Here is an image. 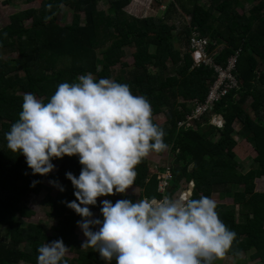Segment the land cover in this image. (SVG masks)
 I'll list each match as a JSON object with an SVG mask.
<instances>
[{
	"label": "trees",
	"instance_id": "obj_1",
	"mask_svg": "<svg viewBox=\"0 0 264 264\" xmlns=\"http://www.w3.org/2000/svg\"><path fill=\"white\" fill-rule=\"evenodd\" d=\"M33 1H38L37 8L14 11L9 15L8 24L0 29V226L9 230L7 240L0 236V264L22 261L36 264L37 247L57 238L78 255L79 262L66 259L70 264H102L92 248L81 250L75 230L76 222L82 218L66 207V202L74 201L75 197L74 188L64 174H79L78 159L63 156L54 173L32 174L23 155L11 152L4 139V133L18 119L24 93L37 90L46 101L59 83L75 82L86 73H91L94 79L107 77L127 84L133 95L147 98L152 115L165 114L162 125L152 119L166 133L163 140L174 164L165 194L171 197L184 180L193 183V198L201 195L212 198L214 193L231 197V204L216 202L219 218L236 234L226 256L233 257L235 264H245L239 255L247 254L250 260L264 264V216L259 215L264 188L261 192L254 191L255 179L264 178V0H246L253 3L247 14L236 10L243 8L239 0H208L206 8L200 6L198 0H177L181 12L190 18V27H196L210 42L223 44L213 55L217 64L225 65L227 58L239 49L238 87L215 102L212 110L222 116L221 127L210 125L207 114L203 115L204 125L191 121L194 123L177 127L189 108L183 102L179 104L180 110L175 108L173 98L180 95L189 104L195 99L203 101L214 79L212 69L191 68L190 53L183 52V47L174 49L172 45L175 26L165 19L175 18H170V13H175L177 3L168 2L170 13L165 19H158L154 16L137 18L126 13L123 8L130 0H104L108 3L105 13L96 8L98 0H25L26 3ZM8 2L3 0L5 5ZM61 6L71 10L70 23L59 22ZM27 20L30 22L25 25ZM188 33L186 26L179 32V35L184 34L181 40L184 48ZM109 41L106 48L98 50ZM215 45L210 43L208 50ZM128 46L133 48V69L113 76L112 67L125 66L121 59L125 55L123 48ZM5 52H16L17 57L4 59ZM168 58L173 64L179 63L177 75H164ZM97 65H100L99 70ZM248 98L253 117L243 107ZM236 121L241 125L243 138L253 144L256 152L254 166L244 173L237 170L239 165L234 162L233 148L237 143L232 138V124ZM214 134L218 135L215 141L210 138ZM162 152L155 153L161 155ZM135 171L133 185L141 188V197L160 198L156 192V175H150L145 158L135 166ZM44 179L58 181L64 189L51 195V188L46 187L43 197V203L51 209V228L56 233L51 236L37 224L24 225L21 220L32 214L25 201L30 195L40 194ZM118 199L135 201L124 193H115L110 201L114 203Z\"/></svg>",
	"mask_w": 264,
	"mask_h": 264
},
{
	"label": "clouds",
	"instance_id": "obj_2",
	"mask_svg": "<svg viewBox=\"0 0 264 264\" xmlns=\"http://www.w3.org/2000/svg\"><path fill=\"white\" fill-rule=\"evenodd\" d=\"M187 108L183 121L191 103ZM215 118L222 126L220 114L211 112L208 121ZM191 121L205 123L204 117ZM165 134L153 123L145 96L133 95L125 83L86 73L75 82L59 83L46 101L24 93L18 119L4 139L11 152L23 155L32 174L52 171L53 158L77 157L79 174H64L75 197L66 207L82 218L76 222L86 238L81 247L96 251L102 264H213L226 255L236 234L219 218L214 199L191 196L192 182L172 194L186 196L101 200L102 219L92 218L89 206L97 204V197L124 193L141 159L168 147ZM49 183L64 190L58 181ZM36 251V264H67L68 247L59 238Z\"/></svg>",
	"mask_w": 264,
	"mask_h": 264
},
{
	"label": "rangeland",
	"instance_id": "obj_3",
	"mask_svg": "<svg viewBox=\"0 0 264 264\" xmlns=\"http://www.w3.org/2000/svg\"><path fill=\"white\" fill-rule=\"evenodd\" d=\"M175 2L177 3V0H162V2H158V1H152L151 3L149 2V0H130L128 2V4L123 8V10L128 13L129 15L133 16V17H137V18H141V17H145V16H154L157 17L158 19H165V15L169 14L170 12L167 11V6H168V2ZM241 5H242V9L240 8H236V10L241 13L244 12L245 14H247L248 10L252 7L253 3L252 2H247L246 0H239ZM198 4L204 8H206L209 4L208 0H198ZM179 4H176V8H175V13L171 12L170 15L172 18L175 17L172 20H167V18L165 19V22L168 23L169 25H174V29L172 30V37H171V41H172V45L174 47V49L176 48H182L184 46L183 43L181 42L184 34L179 35V32L182 31L183 27L187 25V23L185 24V18L187 17V14H184L183 12H181L180 10V6H178ZM39 6L38 1H33V2H29L26 3L25 0H9L8 5H5L3 3V0H0V29L2 27H4L6 24H8L9 22V15L11 13H13L16 10H21V9H27V8H37ZM96 8L98 10L103 11L104 13L107 12L108 10V3L107 1L104 0H98ZM61 17L59 18V22L62 24L65 23H70L71 18H72V12L71 10L66 7V6H61ZM80 20L83 21V14H81L80 16ZM30 22V20L24 21L25 25H28V23ZM180 43V44H179ZM110 44L109 42H106L102 45H100V48L98 50H101L103 48H106L108 45ZM125 55L122 57L121 59V63H124L125 66L121 65V64H117L114 67H112V75L116 76V75H121L122 72L125 73L126 71L129 72L133 69V59H132V55L131 52L133 51L132 47H124L123 48ZM150 51L153 50V46H151L149 48ZM100 56V55H98ZM17 57V53L16 52H5L3 54V58H7V59H11L14 60ZM166 69L164 71V75H177V71L176 69L179 67V63L177 64H173L171 59H167L166 60ZM97 70L100 69V65H97ZM152 71V70H151ZM21 76L22 80H25V77L23 75V73L19 74ZM93 76V75H92ZM94 77V76H93ZM32 94L41 99L42 95L37 91L34 90L32 92ZM173 100H175V104L177 109H181V107L179 106L180 103H185L187 107H190V104L187 101H184L180 95H176ZM250 103H251V99L248 98L247 101L245 102V104L243 105L244 109L253 117V111L250 108ZM165 114H153L152 115V119L159 125H162L164 123V117ZM233 127V131H232V138L235 140V142L237 143V145L233 148L234 152H235V159L234 162L235 164L239 165L237 166V170H240L241 172H246L249 168L253 167V158L256 154L255 150H254V146L251 142H247L242 135V130H241V125L238 121L234 122L232 124ZM213 141H215L218 138L217 134L211 135L210 137ZM74 158H77L76 156H73ZM145 159H171V152L167 150V148L162 152L161 155H157L155 152H149V154L147 156L144 157ZM62 161V157L59 159L53 158L52 163L54 165V168L52 170V173H54L60 162ZM165 163V161H164ZM147 165L151 168V169H155L156 167L153 166L151 163H149L147 161ZM160 165V164H159ZM253 165V166H252ZM153 167V168H152ZM240 167V169H239ZM263 178H257L254 181V191H263ZM50 180L48 179H44L41 181V184L43 186L42 191L40 192L39 195L35 196V195H30L26 202V206L28 209H30L32 211V214L29 217H25V218H21L23 224H37L41 230L48 236L51 235H55L56 233L54 232V230H52L51 226H53V219L50 218V213H51V209L48 207V205L43 203V197L46 194V187L51 188V195H55L58 191L57 187L53 186L52 184L49 183ZM180 183V182H179ZM179 185V184H178ZM182 187H185V184L182 182ZM189 185V184H188ZM177 191V190H176ZM175 191V192H176ZM174 192V194H175ZM116 194H120L122 195L123 193H116ZM124 194L128 195V196H132L135 200L143 198L141 197V188H137L135 186H129V188H127L124 192ZM173 194V195H174ZM115 192H113V194L111 195H107V196H103V197H97V204L95 206H89L90 211L93 214L92 218H96V219H102L101 215H100V201L107 199L110 200L112 197H114ZM172 195V196H173ZM215 200H217L219 203H224V204H230L232 203V199L231 197H227V196H222V195H217L214 198ZM262 206H260L259 208V215H261L262 217L264 216V201L261 203ZM8 228L6 226H0V236L3 238L5 237V239L7 240L9 238V233H8ZM78 238L81 241H84L86 238L83 236L80 228L77 226L76 230H75ZM20 247H22V244H20ZM90 247H81V250L84 251L86 249H88ZM240 260L244 261L245 264H259L258 262H255L253 260H250L247 254H240L239 255ZM63 259L66 261V259H76V262H79L78 259V255L73 252L70 251L68 249L67 253L65 254V256L63 257ZM67 262V261H66ZM235 262V259L232 258L231 262H227V260L223 257L221 259H218L216 262H214L213 264H233ZM20 264H30L28 262H24L22 261ZM67 264H70L69 262H67Z\"/></svg>",
	"mask_w": 264,
	"mask_h": 264
},
{
	"label": "built area",
	"instance_id": "obj_4",
	"mask_svg": "<svg viewBox=\"0 0 264 264\" xmlns=\"http://www.w3.org/2000/svg\"><path fill=\"white\" fill-rule=\"evenodd\" d=\"M190 18L187 16L185 18L186 27L189 28V33L187 36L186 47L182 51H187L190 53L193 67L205 66L213 70L214 79L208 87L207 94L203 101L193 100L191 105L192 109L190 114L186 116L187 121L191 120H201L203 115H209L214 108V103L219 101L223 96L227 95L231 90L238 87V81L236 77V61L239 55V49H236L233 54H231L225 65L221 66L214 61L213 55L222 49L223 44L215 43L207 37L201 35V33L196 29V27H190ZM216 44L215 48L209 49V45ZM187 121L178 122V126L188 123ZM216 123L221 126V121L217 118L208 121ZM172 171L170 166H165L164 170L156 174V192L161 195L165 194V191L169 185V181L172 179ZM186 196L183 191L173 196Z\"/></svg>",
	"mask_w": 264,
	"mask_h": 264
},
{
	"label": "crops",
	"instance_id": "obj_5",
	"mask_svg": "<svg viewBox=\"0 0 264 264\" xmlns=\"http://www.w3.org/2000/svg\"><path fill=\"white\" fill-rule=\"evenodd\" d=\"M172 160L173 159H146V161H148L149 163H151L153 166H155L156 168L153 170V169H151L148 165V169H149V172H150V175H152L153 173H155V175L157 174V173H160V172H162L163 171V169H164V167H165V165H167V166H170V167H172L174 164H172ZM164 161H165V163H164ZM160 164V165H159ZM153 168V167H152ZM182 182L185 184V181L184 180H181L180 181V183H179V187H178V190L179 189H181V187H182ZM132 186H134V185H132ZM135 187H137V186H135ZM138 188V187H137ZM177 190V191H178ZM177 191L175 192V193H177ZM213 196H212V199H214L215 198V196H217V194L216 193H214V194H212ZM215 200V199H214ZM216 202H218L217 200H215ZM224 258L227 260V262H231V259L233 258V257H229V256H224ZM217 261V260H216ZM229 264V263H228ZM233 264H235V262L233 263Z\"/></svg>",
	"mask_w": 264,
	"mask_h": 264
},
{
	"label": "water",
	"instance_id": "obj_6",
	"mask_svg": "<svg viewBox=\"0 0 264 264\" xmlns=\"http://www.w3.org/2000/svg\"><path fill=\"white\" fill-rule=\"evenodd\" d=\"M191 187V186H190Z\"/></svg>",
	"mask_w": 264,
	"mask_h": 264
}]
</instances>
